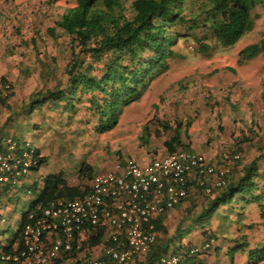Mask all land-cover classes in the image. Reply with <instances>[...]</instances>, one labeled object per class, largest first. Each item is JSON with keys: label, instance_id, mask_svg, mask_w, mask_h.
I'll return each instance as SVG.
<instances>
[{"label": "rangeland", "instance_id": "1", "mask_svg": "<svg viewBox=\"0 0 264 264\" xmlns=\"http://www.w3.org/2000/svg\"><path fill=\"white\" fill-rule=\"evenodd\" d=\"M75 1L0 0V73L6 74L15 92L9 100L11 104L0 105V130L2 134L14 135L37 146L46 159L8 193L0 195L1 243H6L15 234L22 215L33 203L37 192L29 188L31 184L36 182L40 186L45 175L61 171L69 185H80L83 179L78 170L82 163L91 165L97 173L105 172L121 157H130L138 163L149 161L165 152L164 141L172 135V130L161 127L165 118L172 124L174 118L183 122L190 120V126L195 121L192 126L197 123L198 128L193 136L202 146L192 150L206 154L208 158H211L209 153H217L242 137H248L249 144L239 164L254 155V146H264V51L238 63L240 49L264 40V8L260 7L254 10L258 17L253 29L229 48L217 47L200 53L192 37L178 39L173 47L174 55L168 59V72L153 82L142 99L123 110L118 124L110 131H94L95 118L81 107L71 114L70 109L63 112L59 105L53 112L50 109L38 113L36 118L34 114L14 116L16 112H6L7 108L15 109L24 104L33 90L45 89L52 82L63 85L68 38L64 35L52 38L46 28L53 26ZM122 1L129 3L131 0ZM188 1L186 11L191 8ZM40 58L45 64L39 69ZM43 68L50 71L51 77L46 83L37 75L45 72ZM165 77L172 83L166 86L163 94L151 93L153 89L157 91L158 81ZM170 98L168 104L163 103ZM35 122L37 128L33 127ZM188 140L189 136H184L185 144ZM259 184L264 186V176ZM233 209H220L219 216L211 224L210 230L222 237L221 246L234 247L238 242H252L249 240L263 241L264 222L259 224L253 219L237 225L234 219L239 212L235 210L237 208ZM180 211L173 210L165 220L173 251L184 242L193 240L200 244L203 241L199 226L185 231L190 217ZM2 218L5 221H1ZM182 219L184 223L180 221ZM179 226L182 231L177 232ZM218 250L213 254L214 261L245 264L246 254L240 248L231 252ZM258 264H264V259Z\"/></svg>", "mask_w": 264, "mask_h": 264}, {"label": "trees", "instance_id": "2", "mask_svg": "<svg viewBox=\"0 0 264 264\" xmlns=\"http://www.w3.org/2000/svg\"><path fill=\"white\" fill-rule=\"evenodd\" d=\"M188 2L191 8L186 11V0H131L129 3L122 0H76L73 7L54 21L53 26L46 28L52 38L63 35L68 38L63 85L52 82L45 89L40 87L33 90L24 104L5 111L11 114L16 112L14 116L34 114L36 118L38 113L50 109L53 112L59 105L63 112H69L70 109L71 114L78 112V107H81L86 110V114L95 118L94 131H110L118 124L123 110L142 99L153 82L168 72V59L174 55L173 47L178 39L192 37L200 53L217 47L229 48L253 29L258 17L254 10L264 8V0ZM175 26L180 29H175ZM263 51L264 40L248 44L239 50L238 63L250 60ZM39 60V66L45 64L41 62L42 58ZM43 69L45 72L37 75L46 83L51 77L50 71ZM7 78L6 74L0 76V87L9 84L7 95L0 96V105L3 106L11 104L9 100L15 94ZM173 122L165 118L160 123L162 128L172 130V135L164 141V154L178 149L193 151L190 143L185 144L182 140L183 135L188 136L191 121L183 122L174 118ZM33 127L37 128V122ZM248 141V137H242L231 146L214 153V156H218L222 150H229L241 154L224 187L210 193H205L199 187L191 188L189 195L177 206L184 203L185 207L180 213L186 212L190 217L184 228L186 232L199 226L203 239L212 235L219 240L215 248L217 251L222 248L231 252L247 247L245 264H258L264 259V240L256 246L238 242L234 247H224L221 246L222 237L210 230L213 219L219 216L222 208L226 211L237 208L235 210L239 214L234 219L237 225L247 224L248 220L253 219L259 224L264 222V186L259 184L264 176V146H254V155L239 164L246 153ZM35 149L41 155V164L46 162L39 148L35 146ZM124 159L121 157L119 160ZM78 174L83 181L75 186L65 181L61 171L45 175L32 204L43 208L52 201L82 198L96 173L91 165L82 163ZM165 218V215L160 216L157 222L163 235L159 237L150 257L167 251L171 244ZM183 220L180 221L184 223ZM24 221L23 214L21 223ZM181 229L179 226L177 232ZM193 243L196 242H188L189 245ZM148 262L152 264L153 259L150 258Z\"/></svg>", "mask_w": 264, "mask_h": 264}, {"label": "built area", "instance_id": "3", "mask_svg": "<svg viewBox=\"0 0 264 264\" xmlns=\"http://www.w3.org/2000/svg\"><path fill=\"white\" fill-rule=\"evenodd\" d=\"M8 89L9 84L0 87V96ZM40 157L29 141L0 134V195L37 169ZM240 157L229 150L208 158L178 149L144 163L117 160L92 178L82 198L43 208L31 204L15 234L0 242V264H149L150 258L152 264H223L212 259L219 244L212 235L200 244L184 242L174 251L170 244L167 251L150 255L161 236L160 216L191 188L210 193L224 187Z\"/></svg>", "mask_w": 264, "mask_h": 264}, {"label": "crops", "instance_id": "4", "mask_svg": "<svg viewBox=\"0 0 264 264\" xmlns=\"http://www.w3.org/2000/svg\"><path fill=\"white\" fill-rule=\"evenodd\" d=\"M3 73H0V76L2 75ZM159 83H158V85L160 86L158 89H157V91L155 90L154 91V89L151 91V93H154L155 92V95L156 94H161L162 93V91H164L165 90V88H166V86H168V85H170L171 83H172V81H170V80H167L166 79V77L163 79V80H159L158 81ZM154 86V85H153ZM163 94V93H162ZM167 95V94H166ZM172 99L170 98V99H166V100H164L163 101V103L164 104H168L170 101H171ZM156 104L157 105H159V107H163L164 108V106L163 105H160V103L159 102H156ZM194 123V122H193ZM193 123H192V125H193ZM189 126V131H188V136H189V140H188V142L190 143V149L192 150H194L196 147H198V146H202V145H199L198 143H196V137H195V135L193 136V132H196V130H197V128H198V124L196 123V125L193 127V126ZM0 134H2V132H1V130H0ZM186 137V136H185ZM182 140L184 141V135L182 136ZM158 156H161V155H164V153L163 154H157ZM209 155H210V157L212 158V157H214V155L215 154H210L209 153ZM205 156H206V154H205ZM208 157V156H207ZM117 161V160H116ZM115 161V162H116ZM114 162V163H115ZM113 163V164H114ZM112 167V166H111ZM110 167V168H111ZM109 168V169H110ZM98 173H100V172H97L96 174H98ZM42 183H43V180H42ZM42 186V184L39 186V185H37V183L36 182H34L33 184H31L30 186H29V188H32V189H34L36 192H38V190H39V188ZM185 207V204L184 203H182L181 205H179V206H176L174 209H172L170 212H168V213H173V210L174 211H176V210H178V211H180V210H182L183 208ZM168 213L165 215L166 216V218H167V216H168ZM166 218H165V220H166ZM165 223V222H164ZM257 228H260V226L258 225L257 226ZM250 231V230H249ZM258 231V230H257ZM248 232V231H247ZM261 232H263V231H261ZM248 239H250V236L248 237ZM249 241H252V242H250L249 243V246H251V245H253V246H256V245H259V242H262V240H249ZM245 249V251H243L245 254H246V250H247V247H243V249L242 250H244ZM241 250V251H242ZM247 256V255H246ZM246 256H245V262H246ZM241 258H242V256H240ZM239 257V258H240ZM238 258V259H239Z\"/></svg>", "mask_w": 264, "mask_h": 264}]
</instances>
